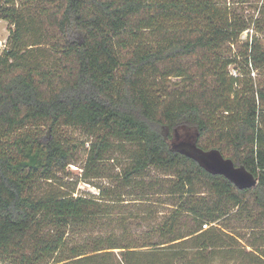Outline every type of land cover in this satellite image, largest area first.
<instances>
[{
    "label": "trees",
    "instance_id": "trees-1",
    "mask_svg": "<svg viewBox=\"0 0 264 264\" xmlns=\"http://www.w3.org/2000/svg\"><path fill=\"white\" fill-rule=\"evenodd\" d=\"M48 1L37 20L57 51L50 62L34 54L42 35L27 41L23 7L13 0L0 4V20L14 26L0 56V260L110 264L118 248L124 249L118 264H140L136 257L148 253L156 264H264V244L253 237L264 231V87L239 97L242 77L230 75L235 61L224 53L247 25L233 23L215 0ZM260 20L254 23L259 28ZM259 40L246 43V60L263 69ZM173 78L179 81L170 88ZM62 126L95 138L90 163L104 161L112 142L136 145L123 174L129 186L151 170L172 176L161 195L179 201L162 224L163 236L173 237L142 246L101 241L69 248L75 225L103 214L105 203L64 192L37 194L42 182L51 183L71 164L57 135ZM181 126L197 127L202 150L227 154L258 185L240 190L175 150L173 134ZM182 215L189 219L178 229ZM227 218L245 223L250 245L223 228ZM181 243L186 246L179 249Z\"/></svg>",
    "mask_w": 264,
    "mask_h": 264
},
{
    "label": "rangeland",
    "instance_id": "rangeland-1",
    "mask_svg": "<svg viewBox=\"0 0 264 264\" xmlns=\"http://www.w3.org/2000/svg\"><path fill=\"white\" fill-rule=\"evenodd\" d=\"M7 0H0L5 3ZM15 6H22L24 14L27 17L29 32L25 36L28 42L37 40L40 35L45 38L44 44L39 51L36 48L34 54H38L39 58H44L48 62L57 58V51L54 49V42L49 37L37 20L38 13L42 7H48V0H13ZM220 3L219 7L227 11L229 18L233 23H245L247 30L241 34V37L234 45L224 47V53L227 57L234 59V63L229 66L230 75L241 79L238 82L237 91L241 97L242 93L248 92L249 89H258L264 87V68L256 69L249 61L246 60L248 50L246 43L252 42V38L261 36L259 45L264 50V0H215ZM227 8V9H225ZM260 17V28L256 26L255 20ZM14 26L7 20H0V41L7 43ZM261 29V30H260ZM256 35V36H255ZM151 40L150 36L147 37ZM40 42V40H38ZM3 50L0 45V56ZM190 65L195 62L194 59H186ZM196 69V68H194ZM195 71V70H194ZM193 71V72H194ZM170 88L174 87V82L179 80L173 78L170 80ZM252 84L254 87H252ZM264 128V122L262 124ZM57 135L64 142L65 147L71 152V164L66 166L64 170L56 171L55 179L51 182H42L38 195L50 194L55 192L73 194L75 197L93 196L103 198L105 204L101 207V215L95 216L92 220H86L75 225V229L68 237L69 248L73 247H94L96 243L101 241H111L117 247L128 244L135 246L151 245L153 243H163L173 236H163L162 224L165 218L173 214L178 207V199L167 195H161L165 192V186L169 187L170 180H174L172 176L165 173L151 170L147 172V176L133 180L130 186L123 179L124 170L130 165L129 157L132 151L136 149V145L125 143L119 144L112 142V146L106 152L104 161L96 164L90 163L92 139L82 128L62 126L57 131ZM95 138L93 139V142ZM200 147L206 146L199 142ZM90 147V149H89ZM227 158L228 155L224 154ZM81 175H84L83 177ZM197 191L206 190L202 186H196ZM167 192V191H166ZM104 195V196H103ZM108 203V204H107ZM167 215V216H166ZM189 216L182 215L179 219L181 224L178 229L183 228V222ZM189 219V218H188ZM223 228H229L238 231V241L243 245L249 244V233L241 227L245 223H240L234 218H227L221 223ZM176 234V233H175ZM254 241L258 246L264 244V231L253 232ZM239 245V244H238ZM250 245V244H249ZM185 247L183 243L179 244V249ZM104 247H110L104 244ZM150 249V248H145ZM251 249V248H249ZM124 249H112V257L109 259L110 264H118L122 258L121 252ZM144 250V249H139ZM224 255V254H222ZM67 257V255H66ZM140 264H156L151 262L154 256L150 253L136 257ZM137 260V261H139ZM245 260L246 257H245ZM244 262V260H243ZM50 263H52L50 261ZM0 264H14V262L0 260ZM67 264H75L69 262ZM109 264V263H108ZM217 264H236L235 261L227 259H219ZM257 264H262L257 260Z\"/></svg>",
    "mask_w": 264,
    "mask_h": 264
},
{
    "label": "water",
    "instance_id": "water-1",
    "mask_svg": "<svg viewBox=\"0 0 264 264\" xmlns=\"http://www.w3.org/2000/svg\"><path fill=\"white\" fill-rule=\"evenodd\" d=\"M200 132L197 127L181 126L174 131L172 145L175 150L196 160L201 167L214 175H221L238 189H253L258 179L243 166H237L219 150L204 151L198 146Z\"/></svg>",
    "mask_w": 264,
    "mask_h": 264
},
{
    "label": "built area",
    "instance_id": "built-area-1",
    "mask_svg": "<svg viewBox=\"0 0 264 264\" xmlns=\"http://www.w3.org/2000/svg\"><path fill=\"white\" fill-rule=\"evenodd\" d=\"M0 45H2L3 49L6 47V43H2L1 41H0Z\"/></svg>",
    "mask_w": 264,
    "mask_h": 264
}]
</instances>
